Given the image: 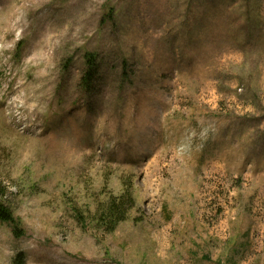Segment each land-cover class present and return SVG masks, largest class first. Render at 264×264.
<instances>
[{
    "label": "rangeland",
    "instance_id": "1",
    "mask_svg": "<svg viewBox=\"0 0 264 264\" xmlns=\"http://www.w3.org/2000/svg\"><path fill=\"white\" fill-rule=\"evenodd\" d=\"M0 194V264H264V0H0Z\"/></svg>",
    "mask_w": 264,
    "mask_h": 264
},
{
    "label": "trees",
    "instance_id": "2",
    "mask_svg": "<svg viewBox=\"0 0 264 264\" xmlns=\"http://www.w3.org/2000/svg\"><path fill=\"white\" fill-rule=\"evenodd\" d=\"M87 64L88 70L83 78V85L86 89L92 88V83L99 75L98 65L90 56L87 58ZM135 204L131 187H127L121 196H111L106 203L99 207L95 214V222L105 232L112 233L121 223L128 219L130 212L135 208ZM13 220V212L9 207L4 205L2 195L0 194V221L11 223Z\"/></svg>",
    "mask_w": 264,
    "mask_h": 264
}]
</instances>
